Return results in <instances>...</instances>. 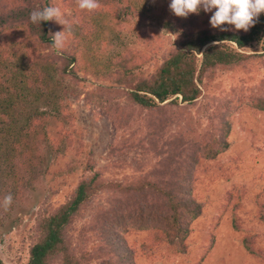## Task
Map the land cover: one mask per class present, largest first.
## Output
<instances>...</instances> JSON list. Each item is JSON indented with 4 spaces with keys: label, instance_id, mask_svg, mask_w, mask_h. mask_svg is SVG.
<instances>
[{
    "label": "trees",
    "instance_id": "trees-1",
    "mask_svg": "<svg viewBox=\"0 0 264 264\" xmlns=\"http://www.w3.org/2000/svg\"><path fill=\"white\" fill-rule=\"evenodd\" d=\"M153 1L99 0L101 7L89 12L79 9L76 0H58L60 9L70 15L65 31L76 42L70 53L51 47L54 21L29 19L32 11L49 6L52 0H0V201L9 194L15 201L31 193L46 174L41 142L47 138L52 115L65 113L68 100L81 95L75 87L78 71L125 88L131 106L153 113L145 125V141L159 158L158 168L129 184L94 174L79 181L63 204L40 210L26 264H136V249L126 237L143 232L149 234L151 248L169 244L176 253L187 250L190 226L203 207L193 196V174L201 158L211 160L226 150L228 131L222 134L220 128L227 122L218 113L220 124L205 134L207 142L201 145L188 134L167 139L165 130L177 113L165 112L178 109L179 104H195L203 91L201 84L211 83L217 69L246 66L258 57L246 48L264 45V13L247 32L220 31L209 24L212 12L200 10L180 18L169 4L155 7L149 4ZM136 18L156 21L176 35V41L162 51L160 44L156 46V33L148 30L136 35L132 48H115L123 30L130 34L127 27ZM80 59L82 63L75 67ZM149 64L154 69L145 73L143 68ZM88 97L89 104L99 107L115 128L132 124L129 116L121 118L119 106L109 96L91 93ZM259 107L264 108V102ZM99 192L107 195V203L81 231L83 236L90 232L98 243L90 251L85 237L80 246H73L70 229ZM251 244V238L243 239L250 253ZM0 264H4L1 259Z\"/></svg>",
    "mask_w": 264,
    "mask_h": 264
},
{
    "label": "rangeland",
    "instance_id": "rangeland-1",
    "mask_svg": "<svg viewBox=\"0 0 264 264\" xmlns=\"http://www.w3.org/2000/svg\"><path fill=\"white\" fill-rule=\"evenodd\" d=\"M57 1L52 0L49 6L60 8ZM170 2L155 0L149 4L161 7ZM61 12L67 23L70 15ZM53 27L54 33L64 30L55 21ZM127 28L130 34L123 30L122 41L115 48H132L136 35L148 30L156 33V46L160 44L162 51L171 48L169 42L173 44L177 39L154 20L136 18ZM2 38L0 33V41ZM74 45L76 42L66 34L64 48L72 53ZM246 51L259 56L246 66L217 69L211 83L201 84L203 91L195 104H179L178 109L170 107L165 112L177 113L165 130L167 139L188 134L201 145L207 142L205 134L217 128L224 116L227 123L220 129L222 134L228 131V146L214 159L201 158L196 165L193 196L203 207L190 226L186 252L176 253L169 244L151 248L149 234H133L126 240L136 249V264H264V108L259 107L264 102V45H253ZM80 63L81 59L74 66L79 67ZM153 69V64L143 68L145 73ZM76 75L75 87L81 95L68 100L65 113L52 115L47 138L41 142L48 165L46 174L34 191L12 201L8 211L0 207V259L4 264H26L39 211H51L63 204L79 181L99 174L105 181L129 184L159 167L156 152L150 151L145 141V125L153 113L131 106L123 87L98 81L82 71ZM91 93L113 99L121 118L129 116L132 124L125 129L115 128L99 107L89 104ZM218 113L222 115L217 116ZM141 138L144 145L140 146L137 143ZM157 147L160 149L159 143ZM106 198L100 193L86 203L70 229L73 246H80L86 237L87 249L96 247L95 237L90 232L83 236L81 231L94 212L106 205ZM246 237L252 241L251 253L243 245Z\"/></svg>",
    "mask_w": 264,
    "mask_h": 264
},
{
    "label": "clouds",
    "instance_id": "clouds-1",
    "mask_svg": "<svg viewBox=\"0 0 264 264\" xmlns=\"http://www.w3.org/2000/svg\"><path fill=\"white\" fill-rule=\"evenodd\" d=\"M81 10L89 12L100 8L99 0H76ZM213 9L215 11L213 12ZM169 10L180 18H186L189 14H198L200 10L205 13L212 12L209 24L213 29L220 31L243 30L247 32L257 22L259 14L264 13V0H171ZM32 23L41 21H55L62 25L64 30L50 34L52 37L51 47L60 50L65 46L66 31L63 13L59 7L47 6L40 10H34L29 14ZM222 25L233 26L232 29L221 27ZM235 43V41H232ZM238 46V45H237ZM204 53H199L203 55ZM11 194L6 195L0 201V207L8 211L12 204Z\"/></svg>",
    "mask_w": 264,
    "mask_h": 264
}]
</instances>
